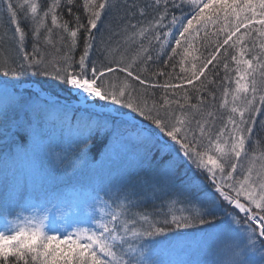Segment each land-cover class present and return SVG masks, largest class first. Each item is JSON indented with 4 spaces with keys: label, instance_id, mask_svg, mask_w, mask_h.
Returning a JSON list of instances; mask_svg holds the SVG:
<instances>
[{
    "label": "snow or ice",
    "instance_id": "1",
    "mask_svg": "<svg viewBox=\"0 0 264 264\" xmlns=\"http://www.w3.org/2000/svg\"><path fill=\"white\" fill-rule=\"evenodd\" d=\"M74 6L0 0V264H264V0Z\"/></svg>",
    "mask_w": 264,
    "mask_h": 264
},
{
    "label": "trees",
    "instance_id": "2",
    "mask_svg": "<svg viewBox=\"0 0 264 264\" xmlns=\"http://www.w3.org/2000/svg\"><path fill=\"white\" fill-rule=\"evenodd\" d=\"M37 2L38 3H41L42 0H37ZM138 2L142 5L145 2H150V0H138ZM76 3L78 5V7L77 6H74L73 7V11L76 12V13H78L81 16L82 22L86 23L87 22V17L85 15V12H84V9H83V6H82V0H76ZM0 12H3V9L2 8H0ZM149 12H151V9H149ZM175 14L176 15H180V10L179 9L175 10ZM21 19H23V17H21ZM64 19L65 20H70L71 19V17L67 14L66 10H65V13H64ZM136 19H139V16L138 15H137ZM165 23H167V21H165ZM8 27H9V25H8L7 15L6 14L0 15V32H3ZM208 31H209V36L207 38V41H205V39H204L203 32H201L200 37H198L197 40L193 41V47L195 49H197V51H196L195 54L198 55V56L206 55L207 54V51L209 49H206L204 47L205 43H207L209 45V47H211L213 45V42L217 38L215 36H212V33L217 31L216 26L210 25ZM243 31H244V29H241V32H243ZM253 35H255V34H253ZM53 39L55 40L56 37H53ZM114 39L120 40L121 37H115ZM29 47H30V44H29ZM133 47H135V46H133ZM12 49H14V44H12L11 41H9L8 42V45L6 47V50L5 51H0V55L13 54L12 51H11ZM82 50H83V40L81 39V41H80V47L75 52V56H76L77 59L79 58V55L81 54ZM167 51L170 52V48L167 49ZM154 55H155V53H154ZM163 59H167V57L165 56V57H163ZM179 59H180L179 57L174 58V61H170L167 66H165V64L162 61H155L154 63H150V65H149V71L145 72L143 75L145 77H151V74L152 73L156 72L157 70H162L165 73V75L164 76L152 77L153 82L162 84V83L165 82L166 79H168V75L170 74L171 77H172V79H173V82L179 83V80L176 79V78L178 76H185L186 75L185 73H181L180 72ZM172 63H175V65H176L174 69L171 66ZM186 66H190V65H187V63H186ZM211 67L212 66L210 65L209 68H211ZM121 75H123V74H121ZM223 75H224V72H223V69L221 68L220 69V77H215V79L217 81H219L220 78ZM209 77H210V79L213 78L211 76V73H209ZM185 87L186 88H189V90H191V86L185 84ZM208 87L210 89H215L217 87V85H209ZM233 87H234V85H233ZM148 90H149V94H151L152 92L155 93V96L154 97H151L152 99H155L157 101L160 100V98H161V96L163 94V89H161L159 87L153 89V88H151L149 86L148 87ZM202 95H205L206 96L207 93L204 92V93H202ZM219 95H220V93H219V91H217V96L219 97ZM61 96L63 97V94L62 93H61ZM192 103H196L195 95H193ZM258 119H259V117H258ZM259 138L261 140H264V130H259ZM261 146L264 147V144H262ZM181 171H183V169H181ZM188 174L191 175V172H189ZM197 178L198 179H202V177H200L199 175H198ZM79 179H81L82 181H85V182L87 181V177L86 176L80 177ZM181 231H183V230H181ZM196 235H199V234H196ZM196 235L189 236L188 237V240L191 239L194 242H196V239H194L196 237Z\"/></svg>",
    "mask_w": 264,
    "mask_h": 264
},
{
    "label": "rangeland",
    "instance_id": "3",
    "mask_svg": "<svg viewBox=\"0 0 264 264\" xmlns=\"http://www.w3.org/2000/svg\"><path fill=\"white\" fill-rule=\"evenodd\" d=\"M80 177L78 176L73 183H83V184H87L88 181H82L81 179H79ZM203 179V177H202ZM69 195H71L73 198L76 199H83L86 195L85 192H81V191H77V192H70ZM45 208H49L51 209V205L50 204H43V203H37L36 207L33 209V211H36L38 214L43 213ZM55 216L57 221H61L63 219V216L61 213L59 212H55V211H50L49 212V217L50 219ZM196 239V241L199 239V235H196V237L194 238ZM187 243L189 245V249L186 253L183 254H177V253H172V252H165L164 256L166 259H173V260H196L198 258H201L198 253L196 252V242H194L193 240H187Z\"/></svg>",
    "mask_w": 264,
    "mask_h": 264
}]
</instances>
